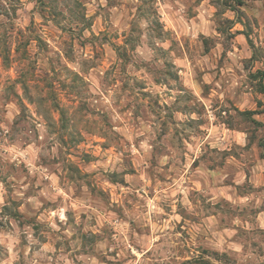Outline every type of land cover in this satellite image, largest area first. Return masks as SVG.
Wrapping results in <instances>:
<instances>
[{
  "label": "clouds",
  "instance_id": "1",
  "mask_svg": "<svg viewBox=\"0 0 264 264\" xmlns=\"http://www.w3.org/2000/svg\"><path fill=\"white\" fill-rule=\"evenodd\" d=\"M0 264H264V0H0Z\"/></svg>",
  "mask_w": 264,
  "mask_h": 264
}]
</instances>
